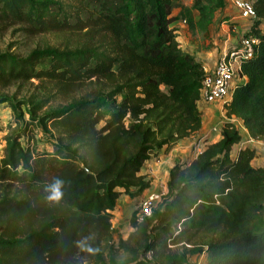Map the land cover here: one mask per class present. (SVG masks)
<instances>
[{
	"label": "trees",
	"instance_id": "16d2710c",
	"mask_svg": "<svg viewBox=\"0 0 264 264\" xmlns=\"http://www.w3.org/2000/svg\"><path fill=\"white\" fill-rule=\"evenodd\" d=\"M96 1V13L78 25L65 1L0 0V35L23 24L32 33L86 36L64 47L38 46L25 57L0 52L1 85L40 83L17 102L28 107L29 120L5 137L0 264H106L105 245L115 263L118 200L149 188L141 171L153 154L203 126L198 101L205 68L172 28L180 0ZM222 1L193 0L199 18L189 20L190 30L206 32ZM253 4L258 18L251 33L260 44L243 60L247 81L236 85L227 116L264 140V0ZM44 61L49 65L39 67ZM59 100L66 103L50 107ZM37 122L54 131L53 150L31 145L29 125ZM221 135L189 165L172 166L168 191L151 217L138 221L132 214L134 232L117 248L134 254L135 264H192L186 255L196 252L206 258L193 264H264V166L253 164L250 146L232 157L242 140L232 122ZM57 180L63 181L59 203L45 191Z\"/></svg>",
	"mask_w": 264,
	"mask_h": 264
},
{
	"label": "rangeland",
	"instance_id": "374dc122",
	"mask_svg": "<svg viewBox=\"0 0 264 264\" xmlns=\"http://www.w3.org/2000/svg\"><path fill=\"white\" fill-rule=\"evenodd\" d=\"M60 1V0H59ZM69 4L68 16L74 24H86L85 21L88 20L94 13L95 9L99 5V2L96 0H61ZM223 4L217 9L215 16L217 19H220V23H225L228 25L227 29L230 31L231 35L239 33L237 28L231 25V22L228 21V17H224L223 10L224 7L230 3V0H223ZM193 0H180L177 2L173 9L172 15L176 18L174 23H172V28H174L177 40L181 46L186 49L188 53L193 55L196 59L205 60L211 49L215 47L213 33L209 30L206 32L196 31L193 32L189 27V20L191 18L197 20L199 18V13L197 10L192 8ZM224 17V18H223ZM236 24V23H235ZM26 25L17 24L9 28L4 34L0 35V52H13L19 57L27 56L34 48L38 46H44L47 44L58 45L61 47L66 46L67 44H74L81 42L86 38L85 31L81 32H39L32 33L25 29ZM221 39V38H219ZM219 46L218 44H216ZM49 65V61H44L40 64L39 67H46ZM34 84L27 83L23 87L20 86L19 82L10 84L8 86H3L0 83V97L6 96L9 98V101L0 102V160L4 156V146L6 143L5 137L8 134L9 130L12 128H22L29 120L30 115L28 113V107L22 105L18 106V101H24L28 98L30 91L39 90L37 86L40 85L38 80L33 81ZM78 94L75 93L74 96ZM65 100H59L53 103L50 107H56L58 105L65 104ZM201 116L204 122V128L201 132L194 133L190 135V142L193 145V151H197L194 154L184 156L185 158L180 163L183 166L189 165L196 157L195 155L209 145L213 143L214 140L217 141L220 137L222 129L228 120L227 113L221 111L213 114L212 111L201 112ZM103 124L100 123L99 126ZM203 127V126H202ZM29 129L32 130L30 134L31 145L39 150H53L52 142L55 139L54 131L52 129H45L41 124L34 123L29 125ZM209 136V137H208ZM246 138V137H245ZM248 138V137H247ZM23 147L26 148L28 145L27 138L21 140ZM180 141L177 143L179 144ZM244 145H247L246 140L243 141ZM190 144V143H189ZM176 145V144H175ZM167 149L164 147L158 152L152 155L151 159L142 168L141 174H143L146 180H150V186L148 189L144 190L142 193L137 194L136 196H131L135 198V203L131 207L132 214L137 212V207L143 197H145L150 191H156L161 195V199L164 198L165 194L168 191V180L169 174L167 173L168 166L170 161H168L169 156L171 155L170 151L175 146ZM183 148V146H181ZM205 148V149H206ZM238 147L233 151L235 154ZM204 149V150H205ZM190 150V149H189ZM232 153V152H231ZM195 157V158H194ZM170 171V170H169ZM137 197V198H136ZM128 198V197H127ZM131 200V199H130ZM161 201V200H160ZM125 204V203H124ZM130 203L126 202V205ZM128 207V206H127ZM130 208V209H131ZM113 219L114 227V244L116 246L115 251V263L112 262L108 257V246H104V254L106 264H135L136 256L129 252H126L122 249L117 248L118 243L122 235L129 237V228L130 225V216L125 213V210L119 211ZM131 214V215H132ZM127 225V227L125 226ZM130 226V227H129ZM129 227V228H128ZM128 239V238H127ZM188 248H190L188 246ZM181 252L186 250L184 245H180ZM187 261L190 263L204 262L206 254L196 253H187ZM150 260V259H149ZM86 264H101L99 260H89L86 261Z\"/></svg>",
	"mask_w": 264,
	"mask_h": 264
},
{
	"label": "built area",
	"instance_id": "2783aa9c",
	"mask_svg": "<svg viewBox=\"0 0 264 264\" xmlns=\"http://www.w3.org/2000/svg\"><path fill=\"white\" fill-rule=\"evenodd\" d=\"M231 2L239 17L247 20L251 26L248 31L224 50L213 70H206L204 67L206 75L199 101L204 102L206 106L217 107L220 113L221 111L227 113V106L233 99L236 85L239 82H244L243 60L252 56L260 44L259 36L251 33L252 24L258 18L253 0H231ZM227 121L232 122L239 129L241 141H244L242 133L247 129L243 121L236 116L228 117ZM256 141L257 139L249 135L246 139V143H248L246 147ZM262 166H264V154ZM160 200L161 195L156 191H150L143 197L137 207V220L143 221L145 218L151 217Z\"/></svg>",
	"mask_w": 264,
	"mask_h": 264
},
{
	"label": "crops",
	"instance_id": "0c3cea01",
	"mask_svg": "<svg viewBox=\"0 0 264 264\" xmlns=\"http://www.w3.org/2000/svg\"><path fill=\"white\" fill-rule=\"evenodd\" d=\"M223 11H224L223 12V14H224L223 16L224 17H228V21L231 22V25L233 27H235V29L237 28L239 33H237L234 36H232L230 31L227 29L228 25L223 23V22L220 23V19H217L216 17H214L212 23L209 25L208 30L213 33L215 47H213L211 49L210 53L208 54L209 56H207L205 58V60L197 59L198 61H201L203 63V65L206 68V70H213V68L216 65V62H217L218 58L221 56V54L224 52V50H226L227 47L231 43H233L238 38H240L242 36V34H244L246 31H248V29L251 26V24L247 20L241 19L239 17V15H238L237 11L235 10L231 0H230V3H228L224 7ZM219 38H221V39H219ZM218 42H219V46L216 45V44H218ZM243 81L244 82L247 81V76L244 77ZM198 108H199L200 113L201 112H207V111L211 112L212 111L213 114L215 113V116H216V113H218V111H219L217 107L206 106L205 103L202 102V101H198ZM202 121H203V119H202ZM203 128H204V122H203V127L198 132H201L203 130ZM198 132H196V133H198ZM242 135H243V139L246 140L247 137H249L248 130L244 131L242 133ZM221 136L222 135L220 134V137L218 139H216V140H219L221 138ZM190 137L188 136V137L180 140V143L176 144L171 149V151H170L171 155L168 158V161H170V164H169L168 170H167L168 174H169V170L172 168V166L175 163L183 161V159L185 158L184 156L194 154L197 151V147H196V150L193 151V145L190 142ZM214 142H215V140H214ZM181 146H183V148ZM236 147H238V148H237L235 154L233 155V151H234V149ZM250 147H253L255 149L256 153H257L256 158L253 160V164L255 166H262V164H263V154H264V140H257L256 142H254V144H250ZM244 148H246V145H244L243 141H240L238 144L234 145V147L232 149V153H231L232 157L236 158L238 153H239V151L241 149H244ZM200 152H198L195 155V157ZM126 202L130 203V204L126 205ZM134 203H135V198H132L131 196H129L127 194L122 195L121 198L117 202V206H116V210H115V217H116V215L118 213H120L119 211H121V210H125L126 214H128V212H129V216L132 217V215H131L132 214L131 213L132 212V208L131 207L134 205ZM125 226L127 227L126 224H125ZM129 231L130 232H129L128 235H130L132 232H134V228L131 226L129 228ZM121 238L127 239L128 237H125L124 235H122Z\"/></svg>",
	"mask_w": 264,
	"mask_h": 264
},
{
	"label": "clouds",
	"instance_id": "9594fccd",
	"mask_svg": "<svg viewBox=\"0 0 264 264\" xmlns=\"http://www.w3.org/2000/svg\"><path fill=\"white\" fill-rule=\"evenodd\" d=\"M63 186L62 180H57L53 185H51L50 188H46L45 191H50L51 195L48 196V200L50 202L59 203L62 199L64 193L61 191V188ZM87 251L89 253H94V250L92 248H88Z\"/></svg>",
	"mask_w": 264,
	"mask_h": 264
}]
</instances>
